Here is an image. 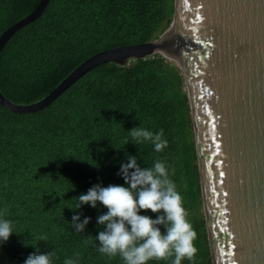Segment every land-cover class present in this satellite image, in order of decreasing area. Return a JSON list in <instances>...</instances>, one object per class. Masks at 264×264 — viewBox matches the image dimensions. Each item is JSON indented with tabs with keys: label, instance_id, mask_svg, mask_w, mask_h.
Returning a JSON list of instances; mask_svg holds the SVG:
<instances>
[{
	"label": "trees",
	"instance_id": "16d2710c",
	"mask_svg": "<svg viewBox=\"0 0 264 264\" xmlns=\"http://www.w3.org/2000/svg\"><path fill=\"white\" fill-rule=\"evenodd\" d=\"M38 2L0 0V33ZM173 12L174 0H49L1 49L0 92L16 104L35 102L90 55L157 38ZM183 80L174 60L155 53L125 65L99 64L37 111L14 112L0 104V219L13 221L17 232L0 243V264H24L37 247L41 254L55 250L52 264H124L119 255L97 250L94 238L105 228L97 218L108 209L99 202L74 208L76 197L96 184L126 186L118 172L128 155L142 168L164 162L182 196L198 251L181 264H212ZM139 126L163 129L167 147L157 153L150 143L129 141L128 131ZM139 214L156 219L161 213ZM73 215L80 222L91 218L83 233L71 226Z\"/></svg>",
	"mask_w": 264,
	"mask_h": 264
},
{
	"label": "water",
	"instance_id": "95a60500",
	"mask_svg": "<svg viewBox=\"0 0 264 264\" xmlns=\"http://www.w3.org/2000/svg\"><path fill=\"white\" fill-rule=\"evenodd\" d=\"M48 1L0 33V51ZM155 53L183 71L212 264H264V0H174L157 38L90 55L35 102L16 104L0 92V104L37 111L99 64Z\"/></svg>",
	"mask_w": 264,
	"mask_h": 264
},
{
	"label": "clouds",
	"instance_id": "9594fccd",
	"mask_svg": "<svg viewBox=\"0 0 264 264\" xmlns=\"http://www.w3.org/2000/svg\"><path fill=\"white\" fill-rule=\"evenodd\" d=\"M128 133L129 141L136 145L150 143L157 153L168 145L163 129L154 133L139 126ZM118 175L126 186L96 184L86 194L76 197L78 202L74 209L85 204L96 208L97 202L108 209L97 218V223L105 226L94 238L98 241L97 250L109 258L119 255L124 264H147L151 260L166 261L170 257H174L171 264H181L183 259L192 261L198 251L193 243L197 233L187 220L182 196L169 179L165 163L157 159L151 167L142 168L136 156L128 155L127 162L121 163ZM141 210L161 214L152 219L140 215ZM90 219L85 217L80 222V215H73L70 223L76 233H83ZM160 225L166 229L164 233ZM13 233H17L13 230V221L0 219V243L7 242ZM41 240L47 241V237L42 236ZM55 257L54 249L41 254L37 247L24 264H52ZM64 264L77 262L66 259Z\"/></svg>",
	"mask_w": 264,
	"mask_h": 264
},
{
	"label": "rangeland",
	"instance_id": "374dc122",
	"mask_svg": "<svg viewBox=\"0 0 264 264\" xmlns=\"http://www.w3.org/2000/svg\"><path fill=\"white\" fill-rule=\"evenodd\" d=\"M167 58H169V57H167ZM174 62L181 68L180 64L177 61H174ZM185 89H186V85H185Z\"/></svg>",
	"mask_w": 264,
	"mask_h": 264
}]
</instances>
